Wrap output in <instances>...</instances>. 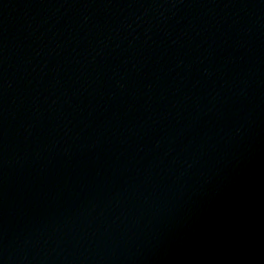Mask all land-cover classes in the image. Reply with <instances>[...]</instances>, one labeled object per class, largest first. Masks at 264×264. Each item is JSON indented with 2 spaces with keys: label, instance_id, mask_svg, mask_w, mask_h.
<instances>
[{
  "label": "water",
  "instance_id": "obj_1",
  "mask_svg": "<svg viewBox=\"0 0 264 264\" xmlns=\"http://www.w3.org/2000/svg\"><path fill=\"white\" fill-rule=\"evenodd\" d=\"M0 264H264V0H0Z\"/></svg>",
  "mask_w": 264,
  "mask_h": 264
}]
</instances>
